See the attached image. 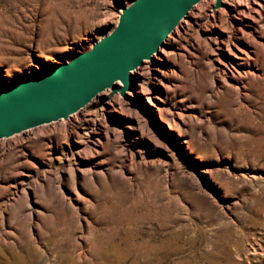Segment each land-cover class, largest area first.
I'll return each mask as SVG.
<instances>
[{"label": "rangeland", "instance_id": "obj_1", "mask_svg": "<svg viewBox=\"0 0 264 264\" xmlns=\"http://www.w3.org/2000/svg\"><path fill=\"white\" fill-rule=\"evenodd\" d=\"M130 1L0 0V86ZM223 3L193 5L124 94L0 139V264H264V0Z\"/></svg>", "mask_w": 264, "mask_h": 264}, {"label": "water", "instance_id": "obj_2", "mask_svg": "<svg viewBox=\"0 0 264 264\" xmlns=\"http://www.w3.org/2000/svg\"><path fill=\"white\" fill-rule=\"evenodd\" d=\"M198 1L131 0L120 6L116 25L87 49L0 86V139L67 119L105 89L110 95L124 94L131 86V71L152 59ZM222 6L223 0H214L212 8Z\"/></svg>", "mask_w": 264, "mask_h": 264}, {"label": "bare ground", "instance_id": "obj_3", "mask_svg": "<svg viewBox=\"0 0 264 264\" xmlns=\"http://www.w3.org/2000/svg\"><path fill=\"white\" fill-rule=\"evenodd\" d=\"M223 1L225 2V1H227V0H223ZM184 18H185V17H184ZM184 18H182V19L180 20V22H181V21H184V20H185ZM115 25H116V24H115ZM175 28H176V27H175ZM108 32H109V31H108ZM166 39L168 40V38H167V37L165 38V40H166ZM167 40H166V41H167ZM158 50H160V51L162 52V49H160V48H159ZM153 55H155V56H156V52H155V53H153ZM144 61H147V59H146V60H144ZM136 68H137V67H136ZM136 68H135V69H136ZM135 69H134V70H132L131 72H132V73L136 72L137 70H135ZM116 83H117V84H120V82H119V81H116ZM107 91L109 92V89H105V90H103V91L99 92V93H98V95H99V94H105V95H106V92H107ZM98 95H97V97H96V98H98ZM96 98H95V99H96ZM93 99H94V98H93ZM93 99H92V100H93ZM87 105H88V104H87ZM87 105H86V106H87ZM84 107H85V106H84ZM84 107H82L81 109H79L77 112H80V111H82V110L84 109ZM77 112H76V113H77ZM74 114H75V113H74ZM74 114H73V115H74Z\"/></svg>", "mask_w": 264, "mask_h": 264}]
</instances>
